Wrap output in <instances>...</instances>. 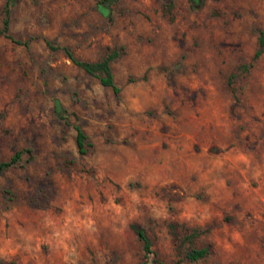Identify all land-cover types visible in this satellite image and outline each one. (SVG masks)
<instances>
[{
	"label": "rangeland",
	"instance_id": "374dc122",
	"mask_svg": "<svg viewBox=\"0 0 264 264\" xmlns=\"http://www.w3.org/2000/svg\"><path fill=\"white\" fill-rule=\"evenodd\" d=\"M5 1L0 264H264V0ZM114 50L118 94L68 56Z\"/></svg>",
	"mask_w": 264,
	"mask_h": 264
},
{
	"label": "trees",
	"instance_id": "16d2710c",
	"mask_svg": "<svg viewBox=\"0 0 264 264\" xmlns=\"http://www.w3.org/2000/svg\"><path fill=\"white\" fill-rule=\"evenodd\" d=\"M15 0H6L4 7H3V26L2 32L5 36L12 39L13 41L21 44H27V41H18L15 40L9 33V26H10V7ZM115 0H98L96 2L97 10L103 15L110 17L111 14V4ZM191 6L199 8L201 6V0H189ZM259 48L254 53V58H257L262 52H264V31L259 32L258 36ZM47 45L51 48H54L49 41H46ZM68 51L67 49H65ZM117 51H112L106 54L100 60L96 61H86V60H79L75 58L71 53H68L69 58L79 67H81L85 72L92 74L99 78L100 83L103 86L110 87L115 94H118L120 91V87L115 83L113 73L111 70L110 62L117 56ZM55 109L59 114H63L65 111L64 108L58 103H55ZM76 130V145L78 148V152L80 154H85L87 152V148L91 146L90 143L87 142V135L82 129L80 125L74 126ZM21 158V151H16L8 160L0 161V174L5 171L6 169L10 168L14 164H16ZM170 228L172 230L175 229V224L170 223ZM131 229L136 233L139 240L142 241V246L144 250V256L146 257L151 252V241L147 236L144 228L137 223L130 224ZM201 230L197 227H192L189 229L188 232L185 233L183 239L190 243V246L185 252V256L187 259L196 261L203 257H205L210 252V248L208 246H201L196 247L192 245L195 239L200 235ZM144 264H147L144 261Z\"/></svg>",
	"mask_w": 264,
	"mask_h": 264
}]
</instances>
